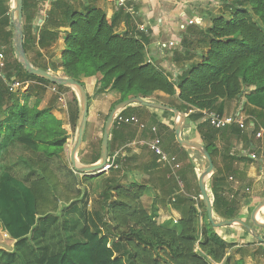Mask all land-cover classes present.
<instances>
[{
	"label": "trees",
	"instance_id": "trees-1",
	"mask_svg": "<svg viewBox=\"0 0 264 264\" xmlns=\"http://www.w3.org/2000/svg\"><path fill=\"white\" fill-rule=\"evenodd\" d=\"M69 1L52 2L54 9L64 10L63 19L51 16L41 28H37L34 25L38 14L34 7L36 3L23 0L22 30L26 55L36 46V36L38 48L48 49L58 42L60 33H64L60 58L57 64L51 65L54 73L61 69L65 77L73 78L81 85L82 79L95 77L96 92L115 93L119 96L118 103L136 97L146 100L156 93L176 97L179 105L167 106L184 114L185 127L195 126L215 168L216 139L227 127L213 128L203 112L220 115V100H237L244 95L246 105L256 109L253 115L264 118V0H236L231 4L229 14L213 17L208 28L197 31L199 39L194 46L206 49L201 60L176 76L147 60L150 31L135 29L118 34L114 27L119 21V13L108 20L102 9L92 5V0H84L85 10L82 12L72 10ZM8 3L9 0H0V49H3L6 59L5 76L51 85L26 73L16 60ZM184 58L192 59L188 53ZM32 65L49 70L46 64ZM52 86L58 90L64 88ZM32 90L22 95L24 104L20 105L18 99L13 100L12 95L2 92L0 87V119L10 110L8 105L16 109L5 118L11 123L8 126L10 136L27 150L39 153L37 171L26 177L31 179L28 195L31 202H27L28 197H25L21 204L25 210L23 216L30 225L32 214L39 218L28 237L20 232L23 227L19 233L10 234L16 242L12 252L0 249V264H241L234 260L232 254L226 255L232 244L214 232L201 200L199 203L205 216L199 224V212L195 207V198L200 196L198 184L197 192L193 194L191 191V183L197 182L196 176L192 174V180L180 177L159 164L154 155L155 164L148 182L152 189L160 190L162 201L167 199L174 207H181L178 232L158 226L154 216L142 208L141 197L147 189L143 184L106 186L99 208L89 214L87 194L78 189L70 191L66 186V182L76 174L64 160L63 147L67 136L62 124L47 110L38 111L37 105H28ZM73 101L78 102L75 96ZM3 103L7 107L4 108ZM127 111L146 112L153 123L165 128L168 133L166 139H171L173 145L170 157L179 151L196 153L177 144L174 129L167 122H158L159 113L173 116L172 113L132 105L122 110L120 115ZM13 120L17 123L12 124ZM2 126L0 121V130ZM244 127L233 126L232 131L241 133ZM118 129L114 123L108 140V155L123 147ZM124 166L121 164V168L115 171L116 175L124 170ZM160 168L164 170L157 172ZM158 175L164 180L160 188L155 185L161 181ZM220 175L216 169L209 182L213 214L222 221L240 219L236 203L226 201L219 194ZM176 178L184 184L182 188ZM59 203L67 207L58 219L54 214ZM100 227H105L108 233H101ZM199 236V250L194 251Z\"/></svg>",
	"mask_w": 264,
	"mask_h": 264
},
{
	"label": "crops",
	"instance_id": "crops-1",
	"mask_svg": "<svg viewBox=\"0 0 264 264\" xmlns=\"http://www.w3.org/2000/svg\"><path fill=\"white\" fill-rule=\"evenodd\" d=\"M82 2H84V0H82ZM92 3L95 7L104 11L108 20H111L116 13H119V21L117 22L116 27H114L115 32L118 34L132 32L135 29L150 31L151 43L147 47V60L162 68L166 73H170L173 76H176L178 73H182V70L187 69L191 64L199 62L201 60V55L206 52V49H198L194 46L195 41L199 39V37L191 34V31L193 30V28H190L191 26L188 27V29L184 32L178 30V25L185 16L188 17L189 20H192V18L194 19V16H188L183 12V9L186 7V2H184V0H136L126 2L124 6L132 8V12L130 13L125 11L123 8H119L116 0H92ZM209 24H211V21L205 26H201V23H199L200 26L198 25L196 29H198V31L204 30L210 26ZM63 37L64 33H60L59 40L54 45L56 48L53 46L54 48L51 47L48 49H40L37 46L38 36H36V48L38 52L42 54L45 61L47 60L46 63L42 64H46L50 72L51 65L57 64L60 58V53L64 48ZM161 44H166L167 48L161 49ZM51 49L52 52L49 53L50 55L47 54ZM187 53L191 56V60L184 58L185 54ZM47 55L49 56L47 57ZM26 56L31 65L37 63V61L35 62V60H31L30 51ZM57 70L58 71L56 74L61 73L63 75L61 69ZM22 82L26 84L25 88L22 91H18L16 93H9L2 81H0V87L2 92L11 94L13 100L18 99L20 105L24 104L22 95L28 90L33 89L30 92L28 105L30 107L37 105L36 109L38 111L47 110L49 114L55 118V120L61 122L62 124V128L67 136L66 143L63 147L64 160L67 162L66 155L68 151L66 148L69 145V140H71V135L69 133L70 111L72 110L75 112L77 107H80L78 106L79 100L75 95V90L73 87L71 88L68 86H62L64 87L63 89H57L56 92H53L52 84L44 85L36 83L31 85L28 80ZM81 83L88 98V118H86L87 128V125L90 121L95 123L99 122L100 119L106 114L108 107H110L119 96L115 93L109 92L98 94L96 92L98 86L97 78L95 77L84 78L81 80ZM67 92H69L71 95L70 101L67 100ZM74 96L78 100L77 103L73 101ZM152 98L155 100L148 98L146 101L154 103L159 99L157 102L161 103L162 105L168 104L170 101L169 96L162 93H156L152 96ZM218 104H222V112L220 114L221 116H238L241 118L245 126L241 133L232 131V127H238L237 125H233L231 127L229 126L225 129V132L217 136V153L215 154L214 161L216 163V169L221 172L220 181L218 182V188L220 190L219 194L226 201L238 204L237 206H240L237 212L238 218L250 225L255 230V232L262 239H264V226H256L251 222L250 219L251 213L256 204L264 200V118H256L255 115H253L256 112V109L252 106L246 105L244 95L237 100L223 102L220 100ZM3 107L5 108L7 105L3 103ZM8 107L10 110H8L6 116L0 119L3 124L0 130V203L15 201V203L20 202L22 204L25 197H28L27 202H31V199L28 196L30 194L29 187L31 179H27L26 177L32 170L37 171L36 166L38 164L39 153L27 150L25 147L12 139L10 136L11 131L8 127L11 123L6 121L5 118L7 119V115H11V110L16 112V109L13 107L10 108L11 104L8 105ZM169 116V114L164 117L158 116V122H167V125L170 127ZM13 123H17V121L13 120L12 124ZM254 123L256 125L255 127ZM153 126L154 125H149L146 129L149 131V128ZM86 128L84 134H86ZM150 134L151 132L149 131V135ZM193 134L194 141L201 143V137L197 133L195 126ZM166 136L163 137L161 135V137H163V140L160 138L161 147L164 153L168 154L169 152L168 155H170V153L173 151V145L170 142L171 139H166ZM151 139L152 135L151 137H147L143 131H138L130 143L131 148L128 150V152L125 153V151L121 148L120 151H122L127 157L126 164H128H124V170L117 174L118 176H116L118 177V181L124 180L123 176L129 180L128 182L120 181L118 185L128 187L132 183L136 182L147 185L146 191L150 192L152 195L154 218L159 220V224L165 225L171 230L174 229L175 231H178L173 228L171 221L174 224H178V221L182 218L181 207H174L168 203L167 199L165 200L166 202L162 201L159 197L160 190L152 189V186L148 182V179L151 175V169L155 163L153 162V154H146L144 146H146V144ZM19 148L21 150H27L25 155H27L29 158H25V155H16V150ZM252 155L254 158H252ZM77 156L78 154H76V157ZM174 156L176 155L174 154ZM216 160L218 161V165ZM91 164L93 163H88V165ZM26 165L28 167H33L34 165L35 168L27 169ZM66 165L67 167L71 168L69 164ZM201 168L202 171H199ZM203 169L204 164H200L197 159L194 160V173L192 172V174L196 176L197 182L191 183V191L196 189L198 178L204 171ZM188 171L189 170L180 169L177 174H179L180 177H188L189 180H192L193 175L191 174V170L189 173ZM157 172H160V170L158 169ZM159 177L161 178V176ZM138 179L141 181L139 182ZM7 180L9 182H7ZM162 184H164V180H162V178L158 184L155 183V185H157L159 188L162 186ZM205 184L206 188H208V180ZM183 185L181 184L180 187L182 188ZM77 189L80 191L82 190V193L87 194L86 196L88 197V190L85 191L80 188V186H77ZM7 196H12L15 198V200H8ZM172 201H174V198H172ZM195 202V207L199 206L197 198H195ZM89 203L90 200H88V204ZM66 207L67 205L64 203H59L58 209H56L57 212L54 214V216L58 217L59 219L61 211ZM263 210L264 209H262V211ZM262 211H260L259 217L264 218ZM197 215L199 224L201 225L203 217L199 213ZM22 217L24 220V225L23 230L20 232L26 234L28 237L30 235L31 229L35 226L39 217L32 214L30 216L32 219L31 225L26 217ZM25 230L27 231L25 232ZM100 230H102L101 227ZM214 232L223 240L232 244V250H230L231 252L226 250L227 256L232 254L234 256V260L240 261L241 264H264V243L262 244L255 240L246 230L242 228H236L235 226H229L220 228L218 230L214 229ZM15 242L16 239L13 238L11 245H14Z\"/></svg>",
	"mask_w": 264,
	"mask_h": 264
},
{
	"label": "rangeland",
	"instance_id": "rangeland-1",
	"mask_svg": "<svg viewBox=\"0 0 264 264\" xmlns=\"http://www.w3.org/2000/svg\"><path fill=\"white\" fill-rule=\"evenodd\" d=\"M234 1H236V0H184V2H186V7L183 9V12L188 16H194V19L192 18V20H194V25H191V27H190V28H193V30L191 31V34L194 36H197L198 29H196V27H198L199 23H201V26H205L206 24L210 23V21L213 17L219 16V15L229 14L231 12V4L234 3ZM34 2L36 3V4H34L35 10H37V13H38L35 20H34V24H35L37 18L40 16L41 17L45 16V21H47V19H50L51 16H54L56 19L57 18L60 20L63 19L64 10L63 9H56V8L54 9L52 7V2H46V0H44L42 2L40 0L39 1L34 0ZM53 2H55V0ZM69 2H70L69 4H70V7L72 8V10L77 11V12H82L85 10V5H84V2H82V0H70ZM8 5L10 6V8H13L12 0H9ZM92 5H93V3H92ZM51 12H53V13L51 14ZM188 20H189V18L185 16L183 18L182 22L184 23V22H187ZM195 25H197V26H195ZM194 30L196 33L194 32ZM54 47L56 48V46H54ZM51 52H52V49L49 50L47 54H49ZM49 55H47V57ZM30 58H31V60H35V62L37 61V64L46 63V61H47V60L45 61L42 54H40L38 52L36 46H34L32 50H30ZM52 73H54V72H52ZM54 74H56V73H54ZM58 75L63 76L61 73H59ZM19 81H21V80H19ZM29 82L31 83V85L39 83V82H35V81H29ZM56 90H57V88H56ZM66 95H67V100L70 101L71 95L69 94V92H67ZM75 95L78 98V94L76 91H75ZM150 99H153V98L150 97ZM153 100H155V99H153ZM118 101H119V97L110 107H108L106 114L100 119L99 122L95 123L93 121L92 122L90 121L88 123L87 128H86V134L83 135L82 144H81V147L77 153L78 156L76 157V161L79 164L88 165V163H94V161L97 158H100V145H101L103 127H104V124H105V121H106V118H107L109 112L118 103ZM157 101H159V99L156 100V102H154V103H158ZM158 104H161V103H158ZM169 104L179 105V102L176 99V97H172V98H170V101L168 102V104H165V105H169ZM70 106H71V103H70ZM78 106H80V104H78ZM121 115L124 117H131L132 116L134 118H137L139 121L144 123L146 127L149 125L156 126V128L158 129L156 135H158V137L161 138L162 140H163V137H165L168 134L166 132L165 128L158 126V124H156V123H153L151 121V118L149 117V115L146 112L137 111V112L131 113V112L127 111L125 113H122ZM159 116L164 117L167 115L166 114L163 115L162 113H159ZM173 116H174V114H173ZM173 116L172 115L169 116L170 117V126L172 129H174V117ZM79 118H80V107H77L75 112L72 110L70 111V122H69L70 123V132L69 133L71 135V140H69V145L66 148L68 151L67 155H66L67 156V158H66L67 164H69V154H70V151H71V149L74 145L75 139H76L77 129H78L79 120H80ZM114 123L116 124L117 127H119L118 130H120V132H121L120 137H119L120 138L119 141H123L122 149L126 153L131 148L130 143H131L132 139L135 137L136 133H138L139 130L135 125L117 124L115 119L112 122V126ZM143 132H144V134L147 135V137H151V135H152V139L154 138V134L151 133L149 135L148 129H145ZM193 133H194V127H191V126L185 127V123H184L183 128H182L181 138L194 141V134ZM160 134L163 137H161ZM94 135H96V136H94ZM164 144H165V142H164ZM146 146H144L146 154L147 153L150 154L151 152L149 151L148 147H146ZM26 152H27V150H25V149L21 150L19 148L16 150L15 154L16 155H25ZM168 154H169V152H168ZM175 155L176 156H174V157H175L176 161L173 162L174 163L173 165H175V166L172 165L174 167L175 173H177L180 169L189 170L188 173L191 170L194 173V160H196V159L199 161L200 164H204V161H203L201 155L197 152L196 153L190 152L189 154H185L184 151H179ZM27 157L28 156L25 155V158H27ZM98 161L96 163H98ZM186 161H188V162H186ZM96 163L91 164V165H95ZM124 164L127 165L128 163L126 164V162H125ZM217 165H218V161H217ZM69 166H70V164H69ZM26 168L29 169V168H35V167H34V165H33V167H28L26 165ZM206 168L207 167L204 165L203 170H205ZM159 170H160V172H162L164 170V168H160ZM199 171H202V168L199 169ZM32 172H34V171L32 170L31 173ZM192 172H191V174H192ZM88 176H90V178L86 179V177H88ZM117 176H116L115 171H110L108 173H102V174L96 175V176L81 172V173H76V175H74V177L71 180H68L66 182V186L68 187V189L70 191L76 190L77 186H80V188H82L85 191L88 190L87 191L88 192L87 198H88V200H90V203L88 204L86 209L89 212V214H91L95 209L99 208L100 201L102 200V193L106 189V186L108 187V186L118 185L120 181L128 182V180H129L123 176L124 180L118 181ZM138 181L140 182L141 180L138 179ZM7 182H9V181L7 180ZM209 182H210V178L208 179V188H207L208 191H209ZM138 184H141V183H138ZM81 192H82V190H81ZM196 192H197L196 189L195 190L193 189L192 193L194 194ZM7 199L8 200L9 199L15 200V198L12 196H7ZM199 200H201L200 196H199V198H197V202L199 204V206H197V208H199L198 212L204 219L205 212H204V209L202 207H200ZM152 203H153V201H152L151 193L148 191H145L143 196L141 197V205L143 206L142 208H144V210L151 216H153V213H154V208H153L154 205ZM237 205L238 204H236V206ZM239 207L240 206H237L238 210H239ZM24 211L25 210H22V205L20 202L15 203V201H14V202H8V203H0V249L1 250H4L6 252H12L13 251L14 245H11L13 242V237L9 234H11V233L14 234L17 232L19 233L20 229L23 227L24 220H23L22 216L24 215ZM214 218L218 222L222 221V219H220L217 216H214ZM259 218H261V217H259ZM154 220L158 226H161V227L166 228V229H170L165 225L159 224V220H156L155 218H154ZM175 223H176V221H175ZM171 224L173 225V228H175L176 230L179 231L178 224H174L172 221H171ZM233 226H235L236 228H240V226H238V225H233ZM218 229H220V228H218ZM218 229H215V230H218ZM178 231H176V232H178ZM101 233L107 234L108 230L105 227H102ZM114 240L116 241V239H114ZM230 250H232V248L227 250V251L229 252Z\"/></svg>",
	"mask_w": 264,
	"mask_h": 264
},
{
	"label": "water",
	"instance_id": "water-1",
	"mask_svg": "<svg viewBox=\"0 0 264 264\" xmlns=\"http://www.w3.org/2000/svg\"><path fill=\"white\" fill-rule=\"evenodd\" d=\"M13 2V8H12V14L13 19L11 20L12 26H13V37H12V45L14 49V56L16 60L19 62V64L22 66L24 71L28 73L29 75H32L34 77H37L39 79H42L44 81L49 82L52 85L56 86H68L73 87V89L78 94V100L80 104V120L79 125L77 129V135L74 142V145L70 151L69 154V164L71 169L75 173H87L91 174L93 176L100 175L103 172L101 171V168L105 165L106 159L108 156V140L110 136V131L112 128V122L116 115L120 114L122 110L125 108L132 106V105H139L145 108H150L154 110H159L164 112H170L174 114V135L175 140L177 144L182 147L185 150H192L197 153H199L204 161V165L207 167L199 176L198 178V187L200 192V199L204 204L205 211H206V218L208 223L212 226L214 229L218 228H225L233 225H238L240 228L246 230L255 240H257L260 243H264V239H262L255 230L245 222H243L240 219H234V220H228V221H220L216 222L214 219V214L212 210V203L209 197V194L207 192L206 188V181L216 173V168L213 165V162L211 161V158L209 157V154L207 150L204 148V146L197 141L188 140V139H182V128L185 123V116L182 112L179 110L172 108L167 105H162L158 103L148 102L140 97L136 98H130L125 101H122L115 105L111 111L109 112L104 127H103V133H102V139H101V145H100V158L98 163L95 165H86V164H79L76 161V154L78 153L82 140L84 131L87 124L88 118V98L87 94L85 92L84 87L77 81L67 78L65 76H60L58 74H54L49 71H44L38 68H35L31 65L29 62L26 53L23 48V0H12ZM264 209V200L260 201L258 204H256L255 208L253 209L251 213V222L256 226H264V218H259V213Z\"/></svg>",
	"mask_w": 264,
	"mask_h": 264
},
{
	"label": "built area",
	"instance_id": "built-area-1",
	"mask_svg": "<svg viewBox=\"0 0 264 264\" xmlns=\"http://www.w3.org/2000/svg\"><path fill=\"white\" fill-rule=\"evenodd\" d=\"M54 0H46V2H53ZM131 1H136V0H116L117 5L119 8H123L125 11L127 12H132V8L131 7H125V3L126 2H131ZM10 12L8 13V15L10 16L11 20L13 19V14H12V8H10ZM45 22V16L44 17H38L36 22H35V26L37 28H41L44 25ZM191 25H194V20H188L187 22H180L179 23V31L184 32L186 31V29L188 27H190ZM161 49H165L167 48L166 44H161L160 45ZM5 56H4V52L2 49H0V81H2L8 92L9 93H16L18 91H22L26 84L24 82L19 81L16 77H7L5 76ZM52 91L55 92L56 91V87L52 86ZM205 119L209 122L210 126H212L215 129H223L229 126H233V125H237L240 128L244 127L243 121L241 120L240 117L238 116H229V117H225V116H221V115H217L216 113L213 112H203ZM115 121L117 122V124H123V125H135L139 131H144L147 127L145 126L144 123H142L141 121H139L137 118L134 117H124L120 114L115 116ZM149 131L154 134V138L151 139L149 141L147 145L149 151L158 159V163L161 164L163 167H168L173 173H175L174 171V167L175 165H173L174 161H176L175 157H170L169 155H167L166 153H164V151L162 150L161 147V139L158 137V135H156L157 133V128L156 127H150ZM252 158H254V156L252 155ZM126 162V156L122 151H118L115 152L111 155L107 156L106 159V163H104L105 165L101 168V171L103 173H108L110 171H116L119 170L121 168V164ZM173 165V166H172ZM167 178H169V176H167ZM177 182L179 185H181V182L178 178ZM248 191V190H246ZM199 241H200V236L199 239L197 240L196 244H195V249L194 251L199 250Z\"/></svg>",
	"mask_w": 264,
	"mask_h": 264
},
{
	"label": "bare ground",
	"instance_id": "bare-ground-1",
	"mask_svg": "<svg viewBox=\"0 0 264 264\" xmlns=\"http://www.w3.org/2000/svg\"><path fill=\"white\" fill-rule=\"evenodd\" d=\"M189 134H190V133H189ZM189 134H188V135H189ZM262 213H263V215H264V210L262 211Z\"/></svg>",
	"mask_w": 264,
	"mask_h": 264
}]
</instances>
